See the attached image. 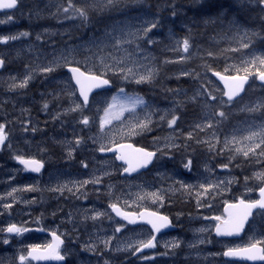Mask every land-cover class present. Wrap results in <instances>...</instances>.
<instances>
[{"label":"rangeland","instance_id":"374dc122","mask_svg":"<svg viewBox=\"0 0 264 264\" xmlns=\"http://www.w3.org/2000/svg\"><path fill=\"white\" fill-rule=\"evenodd\" d=\"M237 1L244 18L227 0H20L0 15V90H12L0 92V130L9 135L0 152V264H33L27 251L50 238L32 227L66 237L64 264H247L223 252L264 247V211L239 238L213 233L225 203L257 199L264 183V87L254 82L245 98L227 102L209 73L217 59L225 73L264 71L263 46H250L264 38V0ZM224 13L231 34L221 30ZM196 26L207 27L206 44H219L215 54H198ZM68 65L116 86L84 106ZM144 139L179 150L158 161L186 163L122 176L105 151ZM28 151L48 161L41 175L16 163ZM63 161L78 171L59 170ZM97 195L103 205L89 200ZM113 204L164 212L177 229L135 254L152 232L114 221Z\"/></svg>","mask_w":264,"mask_h":264},{"label":"water","instance_id":"95a60500","mask_svg":"<svg viewBox=\"0 0 264 264\" xmlns=\"http://www.w3.org/2000/svg\"><path fill=\"white\" fill-rule=\"evenodd\" d=\"M18 5L17 0H0V12L8 10L11 11ZM3 42V41H2ZM2 61L0 60V68ZM73 82L77 86L79 96L84 103H87L91 95L111 86L110 82L104 77L85 74L79 68H69ZM213 77L224 88V97L229 100H235L240 97L245 87L249 82V77L245 75H223L221 73L213 72ZM258 81L264 83V73L258 76ZM4 142V136L0 133V147ZM109 153L118 152L116 159L118 162L127 165L123 174L132 175L149 167L153 154L142 148L135 147L131 143L117 144L108 151ZM19 162L34 172H39L42 165L35 160H20ZM258 200L250 202L239 200L234 203H228L224 206V214L226 219L220 220L216 225L214 233L218 237H239L243 234L247 224L253 217L257 209H264V185L257 191ZM119 218L130 223L145 222L152 231L153 237L148 244L138 250V252L152 249L155 246V239L158 234L172 229L169 220L162 215L156 214L152 211H142L141 218L136 220L131 213L123 212L118 207L113 208ZM52 243L45 249H30L28 257L35 263H60L63 260L57 255L58 247L62 244V240L55 234H51ZM225 258L247 261L250 263H264L263 249L261 246L253 245L248 248L227 250L224 253Z\"/></svg>","mask_w":264,"mask_h":264},{"label":"flooded vegetation","instance_id":"af4514ba","mask_svg":"<svg viewBox=\"0 0 264 264\" xmlns=\"http://www.w3.org/2000/svg\"><path fill=\"white\" fill-rule=\"evenodd\" d=\"M54 76H56V75H50L49 76V78L50 77H54ZM70 77V76H69ZM53 124V123H52ZM161 129H163V128H161ZM4 131H5V129H4ZM5 134H6V137H7V142H8V140H9V135H8V132L7 131H5ZM41 134H45V132L42 130V132H41ZM20 135V134H19ZM7 142H6V144H5V146L7 145ZM112 146H115V144H113ZM3 148H4V146L2 147V149H0V152H3ZM177 148V147H176ZM176 148H173V149H163V150H157V149H149V150H151V151H154L155 152V158H154V162H153V164H152V166H151V168L152 167H154L157 163H166V165L168 166V167H171V168H174L175 166L176 167H179V166H182L183 164H185V163H179V162H176L175 160L174 161H172L173 159H171V160H169V161H167V160H162V161H158V159L160 158H162L163 156H170L171 157V155H173L174 153H177L179 150H175ZM23 157H20V158H18L17 160H16V163L19 165V166H21L22 168H24L27 172H29V173H31L30 171H28L22 164H19L18 162H19V160H22V159H35V160H38V161H40V162H43V164H44V168H43V170L41 171V172H39V173H37V174H34V173H31V174H34L35 176H38V175H41L44 171H46V169H47V167H48V161L46 160V159H44V158H42V157H40V156H37V155H31L30 154V152L28 151L27 153H25V154H23L22 155ZM112 156V159L115 161V153L114 154H112L111 155ZM4 160H6V159H4ZM198 160V156H197V158L195 159V160H193L192 162H194V164H197V161ZM56 166H57V168L59 169V170H64V169H69V170H74V171H78V169L77 168H71V167H68V163L66 162V161H63V162H57L56 164H55ZM151 170V169H150ZM152 171V170H151ZM150 171V172H151ZM149 172V173H150ZM181 178H182V180L184 179V177H182L181 176ZM107 179V181H115V174L112 176V178H109V177H107L106 178ZM184 180H191V178L190 177H187L186 179H184ZM50 193H54V192H50ZM98 198H100V197H98V196H96V197H94V198H90L89 200H93V199H95L96 201H97V203L99 204V205H103V203L101 202V201H99V200H97ZM64 203H66V201H64ZM67 204V203H66ZM113 205H115V204H113ZM111 206L112 205H109V207H110V209H111ZM114 221H115V217H114ZM32 228H36L37 229V227H32ZM13 229V228H12ZM11 229V230H12ZM39 230L40 229H37V230H33V231H36L37 233H39V234H45L47 237H49L50 238V235L48 234V232H53V231H50V230H45V229H42V231L41 232H39ZM56 233V232H55ZM62 237V240H63V248H64V246H66L67 244H69L68 242H67V240H66V237L64 236V235H62L61 236Z\"/></svg>","mask_w":264,"mask_h":264},{"label":"trees","instance_id":"16d2710c","mask_svg":"<svg viewBox=\"0 0 264 264\" xmlns=\"http://www.w3.org/2000/svg\"><path fill=\"white\" fill-rule=\"evenodd\" d=\"M207 27H195L192 31V36H194L196 39H197V42H198V45L200 46L201 48V55L202 54H215V51L217 50V47L216 45H208L205 43V40H204V35L201 31H205V35H207ZM219 46V45H217ZM207 49H210V50H207ZM192 63H195V62H192ZM221 60L220 59H217V60H213V62L211 63L210 65V68H213V69H218L220 70L221 69ZM234 69H238V68H231L230 70L231 71H235ZM256 71L259 72V68L256 67Z\"/></svg>","mask_w":264,"mask_h":264},{"label":"bare ground","instance_id":"6f19581e","mask_svg":"<svg viewBox=\"0 0 264 264\" xmlns=\"http://www.w3.org/2000/svg\"><path fill=\"white\" fill-rule=\"evenodd\" d=\"M57 77V75H56ZM12 90L11 89H8V90H0V92L4 93V94H9Z\"/></svg>","mask_w":264,"mask_h":264}]
</instances>
